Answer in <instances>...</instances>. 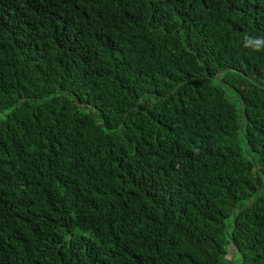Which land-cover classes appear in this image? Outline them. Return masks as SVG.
I'll return each mask as SVG.
<instances>
[{
    "label": "trees",
    "instance_id": "1",
    "mask_svg": "<svg viewBox=\"0 0 264 264\" xmlns=\"http://www.w3.org/2000/svg\"><path fill=\"white\" fill-rule=\"evenodd\" d=\"M0 264H264V0H0Z\"/></svg>",
    "mask_w": 264,
    "mask_h": 264
},
{
    "label": "rangeland",
    "instance_id": "2",
    "mask_svg": "<svg viewBox=\"0 0 264 264\" xmlns=\"http://www.w3.org/2000/svg\"><path fill=\"white\" fill-rule=\"evenodd\" d=\"M233 253H234V249L231 247L230 250H229V256H228L229 259L231 258Z\"/></svg>",
    "mask_w": 264,
    "mask_h": 264
},
{
    "label": "water",
    "instance_id": "3",
    "mask_svg": "<svg viewBox=\"0 0 264 264\" xmlns=\"http://www.w3.org/2000/svg\"><path fill=\"white\" fill-rule=\"evenodd\" d=\"M223 73H220L217 77V80L219 81L220 80V77L222 76Z\"/></svg>",
    "mask_w": 264,
    "mask_h": 264
}]
</instances>
